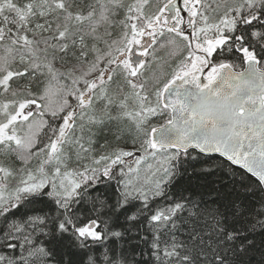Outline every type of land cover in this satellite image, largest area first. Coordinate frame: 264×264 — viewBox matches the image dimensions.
<instances>
[{
	"label": "snow or ice",
	"instance_id": "1",
	"mask_svg": "<svg viewBox=\"0 0 264 264\" xmlns=\"http://www.w3.org/2000/svg\"><path fill=\"white\" fill-rule=\"evenodd\" d=\"M0 264H264V0H0Z\"/></svg>",
	"mask_w": 264,
	"mask_h": 264
},
{
	"label": "trees",
	"instance_id": "2",
	"mask_svg": "<svg viewBox=\"0 0 264 264\" xmlns=\"http://www.w3.org/2000/svg\"><path fill=\"white\" fill-rule=\"evenodd\" d=\"M182 182H186V180L182 181ZM197 183H203V181H197L196 179L192 180V186H193V191H196L195 186L197 185Z\"/></svg>",
	"mask_w": 264,
	"mask_h": 264
}]
</instances>
